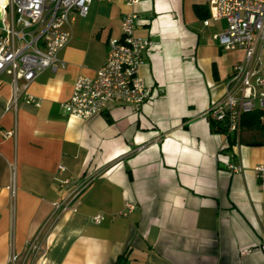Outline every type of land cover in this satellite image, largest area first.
<instances>
[{
    "label": "crops",
    "instance_id": "obj_1",
    "mask_svg": "<svg viewBox=\"0 0 264 264\" xmlns=\"http://www.w3.org/2000/svg\"><path fill=\"white\" fill-rule=\"evenodd\" d=\"M132 11L135 35L154 44L137 71L150 100L68 116L60 104L75 79L96 74ZM209 16L203 0L92 1L58 53L64 67L30 83L39 106L7 110L11 76L0 75V264L9 243L16 264H264V178L254 172L264 165V117L253 128L241 121L230 143L205 115L244 56L215 42L226 23ZM258 54L264 72V44ZM84 174L95 175L53 222V203ZM35 239L36 256L27 249Z\"/></svg>",
    "mask_w": 264,
    "mask_h": 264
},
{
    "label": "built area",
    "instance_id": "obj_2",
    "mask_svg": "<svg viewBox=\"0 0 264 264\" xmlns=\"http://www.w3.org/2000/svg\"><path fill=\"white\" fill-rule=\"evenodd\" d=\"M92 1L112 0H0V75L11 76L12 95L7 110H15L19 102L39 106L37 97L28 92L30 83L45 69L52 72L63 68L59 51L72 37L71 25L77 17L87 14ZM128 6L140 0H122ZM209 18L224 19L221 32L213 34L222 49H242V60L235 63L226 81L224 94L209 103L205 115L224 128L228 138L238 141L241 118L244 114L264 111V72L260 70L258 48L264 44V0H203ZM138 15L132 11L121 19L120 38L107 41L104 63L92 77L75 79L69 99L60 104L65 114L89 119L104 112L110 105L122 104L139 107L151 98V88L138 75L139 67L154 44L148 38L135 35ZM3 136H14L4 131ZM139 149V147H138ZM137 149V150H138ZM229 171L238 172L239 165L227 164ZM63 171L64 167L59 166ZM260 180L264 178V165L254 167ZM8 185L10 197L15 195L14 173ZM95 174H84L73 183L67 199L53 203V222L70 208L76 196L93 180ZM66 178L60 182L69 184ZM264 187V181H261ZM127 210L133 206L127 204ZM102 216L96 214L93 222ZM27 249L36 256L41 252L39 240L27 242ZM18 254L9 243L4 264H16Z\"/></svg>",
    "mask_w": 264,
    "mask_h": 264
},
{
    "label": "trees",
    "instance_id": "obj_3",
    "mask_svg": "<svg viewBox=\"0 0 264 264\" xmlns=\"http://www.w3.org/2000/svg\"><path fill=\"white\" fill-rule=\"evenodd\" d=\"M262 117H264V111L260 110V111L252 112L249 115H246L241 121L242 124L245 125L247 124V126L253 128V127L261 126ZM215 125H218L217 127L219 128V130L224 133V128L220 124L215 123ZM229 142L233 143L234 142L233 138H230Z\"/></svg>",
    "mask_w": 264,
    "mask_h": 264
}]
</instances>
